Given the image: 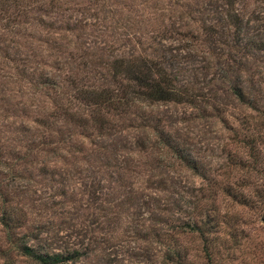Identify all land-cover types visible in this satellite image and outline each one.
<instances>
[{"label": "rangeland", "instance_id": "374dc122", "mask_svg": "<svg viewBox=\"0 0 264 264\" xmlns=\"http://www.w3.org/2000/svg\"><path fill=\"white\" fill-rule=\"evenodd\" d=\"M233 1L235 23L226 0H0V202L22 214L16 235L75 252L68 264H264V140L246 168L235 138L264 131V0ZM135 56L195 100L110 111L99 130L79 90L126 84L111 61ZM197 200L239 215L211 263L187 225ZM5 236L0 264H40Z\"/></svg>", "mask_w": 264, "mask_h": 264}, {"label": "trees", "instance_id": "16d2710c", "mask_svg": "<svg viewBox=\"0 0 264 264\" xmlns=\"http://www.w3.org/2000/svg\"><path fill=\"white\" fill-rule=\"evenodd\" d=\"M7 1V0H6ZM9 2L12 0H8ZM227 7L225 9V15L228 17L232 23L236 22L237 14L234 12L233 0H226ZM9 4L2 2V10H6L5 6ZM258 48L264 49V39L258 41ZM111 65L114 69L116 76H121L127 82L116 89H110L108 87H89L81 88L79 90L80 99L90 107V110L87 111V116L95 122L99 130H103L105 127H108L109 121L105 118L108 112L115 111L119 113H125L130 107L136 106H149L155 103H176L179 104L183 101L192 102L195 100L190 94L189 91L182 86L177 85V80L174 76L161 65L154 62L151 59L135 56L131 58H113ZM232 89V88H231ZM234 96H236L239 102L245 100V93L240 87H233ZM187 96V97H186ZM75 114V113H74ZM73 116V114H71ZM76 115V114H75ZM85 120V118H83ZM261 127L264 126V119L260 121ZM144 128V126H140ZM249 131V128H246L245 131ZM150 134L144 133L140 141H149ZM161 138V136H160ZM235 138L240 139V147L244 148L248 152L250 157H254V160L247 163V167L252 166V163L255 164L260 150L256 146L258 141L264 140V131L261 133H249L242 132L241 136ZM162 139V138H161ZM168 144V142H167ZM163 145V143H162ZM170 147V146H169ZM250 149V151L248 150ZM234 156V155H233ZM235 159V156H234ZM163 161H165L163 159ZM187 163L188 168L197 169L196 163L190 159H184ZM235 164L244 166L246 164L245 159H243L240 154L235 159ZM169 161H167L168 163ZM169 164V163H168ZM166 167H169L167 165ZM171 167V166H170ZM245 168V169H246ZM26 186V185H25ZM225 194L227 193L232 195L233 198H236L238 201L241 199L245 200L246 197L243 194H235L229 185L223 186L221 189ZM205 196L204 194H201ZM238 196V198H237ZM202 198V197H200ZM262 198L260 199V201ZM200 202L197 200L193 204V213L202 214L201 219L195 221L187 222L191 224V231L198 233L200 240L202 241L204 247L203 250L209 261L213 262L215 258L220 254L219 248L227 244V240L235 238L237 235L233 228L230 226L227 228V224L230 219L238 218L236 216H228L227 210L224 212L219 211L216 207H212L213 213L204 212L201 208H196ZM18 208L15 206L2 207V200L0 202V224H2L5 230V239L8 243L12 244L14 248H17L20 251L21 255L31 257L33 260L38 261L40 264H68V257H71L75 252H70L67 255L60 253H40L35 250L33 246L27 244L25 236L16 235L15 230L21 226L22 217ZM240 232H242L240 230ZM35 240V239H32ZM0 254L7 257V250L0 249ZM77 261L74 259L72 262Z\"/></svg>", "mask_w": 264, "mask_h": 264}]
</instances>
